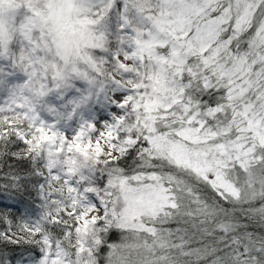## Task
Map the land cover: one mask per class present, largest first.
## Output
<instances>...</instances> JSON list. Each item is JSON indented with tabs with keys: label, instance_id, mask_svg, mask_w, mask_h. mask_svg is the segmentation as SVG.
Wrapping results in <instances>:
<instances>
[{
	"label": "snow or ice",
	"instance_id": "1",
	"mask_svg": "<svg viewBox=\"0 0 264 264\" xmlns=\"http://www.w3.org/2000/svg\"><path fill=\"white\" fill-rule=\"evenodd\" d=\"M9 57L26 79L0 106V150L46 190L43 217L3 233L36 245L24 261L264 264L243 223H264V0H0ZM72 78L120 90L111 123L41 120Z\"/></svg>",
	"mask_w": 264,
	"mask_h": 264
},
{
	"label": "rangeland",
	"instance_id": "2",
	"mask_svg": "<svg viewBox=\"0 0 264 264\" xmlns=\"http://www.w3.org/2000/svg\"><path fill=\"white\" fill-rule=\"evenodd\" d=\"M19 48V42L14 41L9 45V52L18 54ZM100 59L106 60L107 56H102ZM92 78L95 79L94 76ZM0 79L5 82L4 86L0 87V106H3L9 99L13 86L23 83L26 78L19 69L12 66L9 57L0 58ZM52 88L53 91L39 99L36 108L41 120L46 125L52 126L58 133L75 136L76 132L88 124L101 127L112 122L115 116L113 108L116 107L112 102V95L120 90L113 88L107 80L100 79L96 84H89L83 79L72 78L61 88L56 89L54 84ZM84 97L88 99L83 100ZM73 109H75L74 113ZM102 116L108 119L102 120ZM39 191L40 200L43 205H46L44 194L46 190H41L39 187ZM0 204L10 207L14 205L10 200L2 201ZM38 213L39 217H43L44 213L41 210ZM22 264H28V262L24 261Z\"/></svg>",
	"mask_w": 264,
	"mask_h": 264
},
{
	"label": "trees",
	"instance_id": "3",
	"mask_svg": "<svg viewBox=\"0 0 264 264\" xmlns=\"http://www.w3.org/2000/svg\"><path fill=\"white\" fill-rule=\"evenodd\" d=\"M11 143L15 144V141ZM13 156H20V152H11L8 148L0 150V202L10 200L14 204L13 207L0 204V264H22L25 256H34V243L12 240L11 237H3V233L9 229L20 231L36 223L42 218L38 212L41 210L44 213L46 206L40 200L39 178L33 171H25L22 163L12 159ZM27 163L31 169L37 168L35 160ZM243 223L248 232L264 236V223L259 220H245ZM107 239L117 245L124 242L119 234Z\"/></svg>",
	"mask_w": 264,
	"mask_h": 264
}]
</instances>
